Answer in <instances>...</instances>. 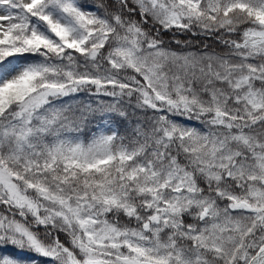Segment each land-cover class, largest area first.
<instances>
[{
  "label": "snow or ice",
  "instance_id": "snow-or-ice-1",
  "mask_svg": "<svg viewBox=\"0 0 264 264\" xmlns=\"http://www.w3.org/2000/svg\"><path fill=\"white\" fill-rule=\"evenodd\" d=\"M0 264H264V0H0Z\"/></svg>",
  "mask_w": 264,
  "mask_h": 264
},
{
  "label": "rangeland",
  "instance_id": "rangeland-1",
  "mask_svg": "<svg viewBox=\"0 0 264 264\" xmlns=\"http://www.w3.org/2000/svg\"><path fill=\"white\" fill-rule=\"evenodd\" d=\"M87 0H85V2H86ZM87 3V2H86ZM183 35H185V37H194V38H197L198 40L200 39V36H194V35H192L191 33H187V34H183ZM190 50H197V49H190ZM80 99H83V100H88V99H90V97H88V96H86V95H84V94H81V96H80ZM80 99H78L76 102L77 103H79L80 102ZM91 99H95L94 97H92ZM103 99H107V98H103ZM89 128H92V126L91 125H89Z\"/></svg>",
  "mask_w": 264,
  "mask_h": 264
}]
</instances>
